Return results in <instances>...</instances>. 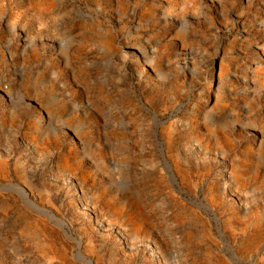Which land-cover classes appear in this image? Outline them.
I'll return each mask as SVG.
<instances>
[{"label":"rangeland","instance_id":"374dc122","mask_svg":"<svg viewBox=\"0 0 264 264\" xmlns=\"http://www.w3.org/2000/svg\"><path fill=\"white\" fill-rule=\"evenodd\" d=\"M0 264H264V0H0Z\"/></svg>","mask_w":264,"mask_h":264}]
</instances>
